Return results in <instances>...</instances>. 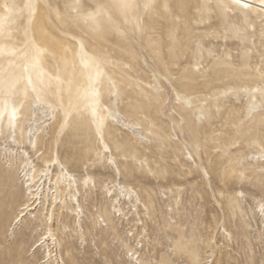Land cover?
Segmentation results:
<instances>
[{"label":"rangeland","instance_id":"obj_1","mask_svg":"<svg viewBox=\"0 0 264 264\" xmlns=\"http://www.w3.org/2000/svg\"><path fill=\"white\" fill-rule=\"evenodd\" d=\"M33 97L51 113L33 174L91 183L79 215L42 203L16 223L26 177L1 147L11 124L23 146ZM0 146V264H54L34 246L49 225L63 264H264V17L229 0H0Z\"/></svg>","mask_w":264,"mask_h":264},{"label":"bare ground","instance_id":"obj_2","mask_svg":"<svg viewBox=\"0 0 264 264\" xmlns=\"http://www.w3.org/2000/svg\"><path fill=\"white\" fill-rule=\"evenodd\" d=\"M229 1H231L234 4H237L241 8L252 7L253 9H256L259 12H261L262 16L264 17V0H229ZM44 28H46V26L45 24L43 25L42 23L36 26L34 32L35 40L40 45L43 44L51 45L52 44L51 38L53 35L49 32L48 33L44 32L42 30ZM114 41L117 43L120 42L117 40ZM111 94H112V99L115 101V99H117V94L115 92H111ZM31 100H32V110L30 117L24 122L21 128L23 146H20V141L15 136L14 124H11L10 126V132L9 135L7 136L9 140L8 143L5 144L4 146L2 145L3 147L0 146L1 149L4 150L3 153L9 158H13L20 155V157L18 156L19 168L24 173L23 177H26L25 184L27 186L26 192L28 195V201L20 208L19 214L15 217V221L16 223L21 222L27 216V214H31L34 211L42 209L41 208L43 206L42 203L46 204V210H47L46 216L48 215V212L50 213L51 208H52L51 214L52 212L54 213V211L56 212L61 207L60 204L66 207L67 210H70L71 212H76L75 214L79 215L80 213L79 209H81V204L79 203L80 199L77 197V195L80 193L79 187L81 185L83 187L86 186L87 188L90 187L91 181L88 178L84 177L80 185L79 183L80 181L76 177V175L71 173L67 169L63 171L62 175H57V177H54L58 173L56 174L52 173L51 166H53V164L49 162H47V164L44 165L43 169H40L39 174L38 173L33 174L32 172L33 168L30 162V156L27 152L28 151L27 149L35 148L37 141L39 140L42 132L44 131V128L48 127V125L50 124L51 113L44 105H42V102L39 101L38 99L33 97ZM111 113L114 119L118 123H120L123 127L131 128L138 135L144 136L143 133L139 131L138 128H136L135 123L123 119L118 111L112 109ZM43 125L44 127L42 128ZM14 151H16L18 155H16ZM261 156L264 157V154H261L260 156H258V158H260ZM252 157H255V155H252ZM59 166L60 164L58 163L57 169ZM116 189L117 190L113 189L116 191V192L114 191L115 194H118L119 196L122 195L124 197L127 196L128 199H131V201L134 198L131 189H127L121 185H118ZM136 201L138 202L134 205L137 208V205H140L142 203L138 197L135 198L134 202ZM61 211L62 209H60V213ZM48 221L50 222L49 224H51V217H49V219L45 221L46 225H49ZM48 227H49L47 229L48 236H51L50 241L48 236L40 237V239L38 240L36 245L34 244V246L45 247L44 258L46 259L47 263L53 261L54 264H63V259L60 252L54 248L55 247L53 242L54 234L51 233L53 229H51V225H49Z\"/></svg>","mask_w":264,"mask_h":264},{"label":"snow or ice","instance_id":"obj_3","mask_svg":"<svg viewBox=\"0 0 264 264\" xmlns=\"http://www.w3.org/2000/svg\"><path fill=\"white\" fill-rule=\"evenodd\" d=\"M129 264H131V262H129Z\"/></svg>","mask_w":264,"mask_h":264}]
</instances>
